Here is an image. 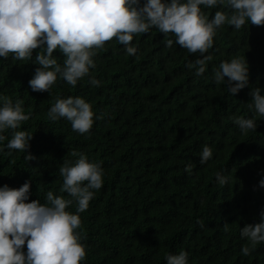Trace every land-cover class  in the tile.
Masks as SVG:
<instances>
[{
    "label": "trees",
    "instance_id": "obj_1",
    "mask_svg": "<svg viewBox=\"0 0 264 264\" xmlns=\"http://www.w3.org/2000/svg\"><path fill=\"white\" fill-rule=\"evenodd\" d=\"M143 0H141V6ZM201 10L209 20L223 5ZM173 40L171 47L167 41ZM128 55L115 38L96 50L95 68L73 87L58 78L46 92L29 81L40 48L31 59L0 57V97L23 101L30 119L18 130L32 135L26 152L0 144V187L31 184L27 202L46 201L62 192L59 169L84 154L103 169V185L94 190L88 209L78 213L76 231L86 248L81 264H166L169 254L188 253V264H264V242L253 248L241 228L261 222L264 212V118L249 109L250 92L264 90V26L246 23L240 30L217 29L205 72L196 75L199 52L189 53L173 34L155 27L136 34ZM59 64L64 55L53 53ZM245 58L249 82L236 95L215 70L223 61ZM98 80L99 86L89 83ZM225 77V81H227ZM264 94V93H262ZM81 97L90 103L94 123L89 132L73 131L66 119L48 118L57 98ZM96 117H99L98 119ZM254 118L255 131L243 133L236 118ZM207 145L213 156L200 164ZM11 153V154H10ZM31 154L34 159H26ZM228 183L219 184L216 173ZM73 201L67 211L76 213ZM252 250L245 256L242 248ZM24 251H27L26 244Z\"/></svg>",
    "mask_w": 264,
    "mask_h": 264
},
{
    "label": "clouds",
    "instance_id": "obj_2",
    "mask_svg": "<svg viewBox=\"0 0 264 264\" xmlns=\"http://www.w3.org/2000/svg\"><path fill=\"white\" fill-rule=\"evenodd\" d=\"M226 6L230 14L216 11L209 20L201 10ZM250 22L264 26V0H0V57L15 60L32 58L33 50L40 48L35 63L36 69L29 86L34 92L49 91L60 78L75 87L78 81L90 76L95 68L93 57L113 38L125 47L128 55L137 49L131 45L134 35L147 33L155 27L161 33H171L175 43L189 53L199 52L195 61L196 75L205 72L206 61L212 59L208 53L213 47L217 29L228 24L240 30ZM173 40L167 41L171 47ZM64 55L59 64L53 53ZM248 63L245 58L223 61L215 70L217 83L226 82L228 91L234 96L249 82ZM227 77V81H225ZM89 83L99 86L91 78ZM264 90L255 88L249 109L264 118ZM23 101L15 103L10 98L0 97V144L11 138L9 150L26 152L32 135L18 130L30 119L22 108ZM48 118L57 121L66 119L73 131L89 132L94 123V112L89 102L81 97L57 98L48 111ZM97 119L99 117H96ZM243 133L255 131L254 118L239 117L234 120ZM3 149L0 148V151ZM11 154V153H10ZM78 159L65 161L59 172L63 177L61 191L72 199L46 194V201L27 202L31 184L26 181L18 189L8 185L0 187V264H81L86 258L85 245L76 231L81 227L78 213L85 212L93 199L94 190L103 185V169L100 164L90 162L84 154L73 152ZM213 156L212 149L205 145L200 154V164H206ZM26 159L34 157L27 154ZM219 184H227L222 173H216ZM264 188V179L259 181ZM73 201L76 213L67 211ZM242 238H247L252 247L264 242V212L261 222L241 228ZM26 244L27 251H24ZM248 246L242 248L243 255L250 254ZM166 264H188V253L180 251L169 254Z\"/></svg>",
    "mask_w": 264,
    "mask_h": 264
}]
</instances>
